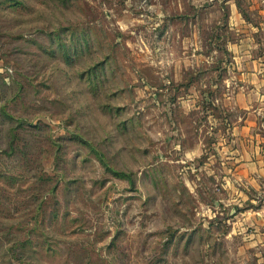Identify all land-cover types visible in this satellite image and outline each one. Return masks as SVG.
<instances>
[{
	"label": "rangeland",
	"instance_id": "obj_1",
	"mask_svg": "<svg viewBox=\"0 0 264 264\" xmlns=\"http://www.w3.org/2000/svg\"><path fill=\"white\" fill-rule=\"evenodd\" d=\"M230 14L0 0V264H264V171L240 185L226 153Z\"/></svg>",
	"mask_w": 264,
	"mask_h": 264
},
{
	"label": "crops",
	"instance_id": "obj_2",
	"mask_svg": "<svg viewBox=\"0 0 264 264\" xmlns=\"http://www.w3.org/2000/svg\"><path fill=\"white\" fill-rule=\"evenodd\" d=\"M228 1L231 2L229 31L241 28L245 38L240 40V47L247 49V54L241 61L236 56L228 65L233 75L227 78L232 83L227 92L230 99L227 109L236 112V119H229L233 136L225 144L226 153L238 163L233 179L245 185L249 173H242L239 168H251L260 175L264 171V136L258 135V130L264 127V0H253L252 18L233 9L235 0Z\"/></svg>",
	"mask_w": 264,
	"mask_h": 264
},
{
	"label": "trees",
	"instance_id": "obj_3",
	"mask_svg": "<svg viewBox=\"0 0 264 264\" xmlns=\"http://www.w3.org/2000/svg\"><path fill=\"white\" fill-rule=\"evenodd\" d=\"M10 146H11L12 149L14 148L13 144H11Z\"/></svg>",
	"mask_w": 264,
	"mask_h": 264
}]
</instances>
